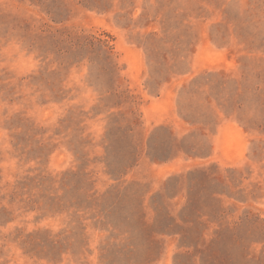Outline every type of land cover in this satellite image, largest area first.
<instances>
[{"label":"rangeland","instance_id":"374dc122","mask_svg":"<svg viewBox=\"0 0 264 264\" xmlns=\"http://www.w3.org/2000/svg\"><path fill=\"white\" fill-rule=\"evenodd\" d=\"M0 264H264V0H0Z\"/></svg>","mask_w":264,"mask_h":264}]
</instances>
